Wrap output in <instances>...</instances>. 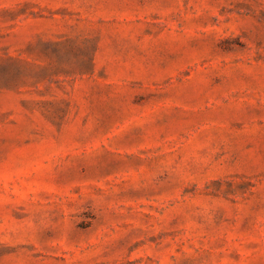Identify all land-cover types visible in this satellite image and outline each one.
<instances>
[{"label": "rangeland", "instance_id": "rangeland-1", "mask_svg": "<svg viewBox=\"0 0 264 264\" xmlns=\"http://www.w3.org/2000/svg\"><path fill=\"white\" fill-rule=\"evenodd\" d=\"M0 264H264V0H0Z\"/></svg>", "mask_w": 264, "mask_h": 264}]
</instances>
